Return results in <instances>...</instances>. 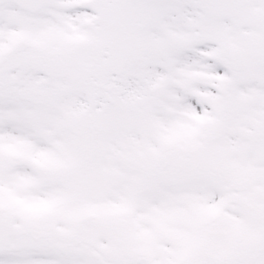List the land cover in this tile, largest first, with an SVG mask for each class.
Masks as SVG:
<instances>
[{
    "label": "snow or ice",
    "instance_id": "1",
    "mask_svg": "<svg viewBox=\"0 0 264 264\" xmlns=\"http://www.w3.org/2000/svg\"><path fill=\"white\" fill-rule=\"evenodd\" d=\"M0 264H264V0H0Z\"/></svg>",
    "mask_w": 264,
    "mask_h": 264
}]
</instances>
